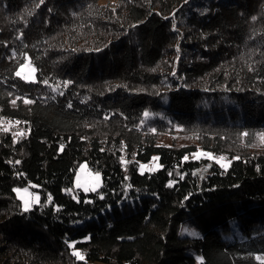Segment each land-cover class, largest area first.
<instances>
[{
  "label": "trees",
  "instance_id": "1",
  "mask_svg": "<svg viewBox=\"0 0 264 264\" xmlns=\"http://www.w3.org/2000/svg\"><path fill=\"white\" fill-rule=\"evenodd\" d=\"M0 120V264H264V0H0Z\"/></svg>",
  "mask_w": 264,
  "mask_h": 264
},
{
  "label": "rangeland",
  "instance_id": "2",
  "mask_svg": "<svg viewBox=\"0 0 264 264\" xmlns=\"http://www.w3.org/2000/svg\"><path fill=\"white\" fill-rule=\"evenodd\" d=\"M22 64L25 65V67L23 68V71H24L23 75L20 76V78H22L23 80H26V81L35 80V68L31 64V62L29 61V57L27 55L25 56V60L17 67L16 72H19L21 70L20 67ZM24 77H29V79H25ZM0 130L11 131L12 133H14V135L21 133V129L19 127H17L15 123H13L12 121H7V120H0ZM175 134H177V136H175V139L180 141V139L182 138L181 135H179V133H175ZM167 136L170 137L169 135H167ZM168 140L169 139H167V138L165 139V141H168ZM199 155H201L200 151L199 152H193L191 154V157L196 158ZM208 156L212 157L216 161L220 160L222 158L221 156H213V155H208ZM224 163H228V160L224 159ZM158 166H159V164L157 161V156L154 155V156H152L150 161L140 162L139 166H138V170L140 172H145V171L146 172H152V171L156 170L158 168ZM222 168H226V167H222ZM97 172L100 174L99 171L90 169L85 161L78 163L76 166L75 172H74V176H73V187L77 188L76 187L77 175H79L80 182L82 184L83 183H88V184L96 183V175L95 174ZM99 184L101 185V174L99 176ZM36 186H37L36 184L31 183L29 185L15 187L14 191H15L16 196L18 198L20 197V195H24L26 198L32 199L34 196L39 197V193L35 190ZM16 189H20L21 192L18 193L16 191ZM24 189H27L28 191L25 193L23 191ZM80 189L83 190L82 188H80ZM21 205H22V201H21ZM181 231L184 232L183 228H181ZM89 264H107V263L95 261V262H89Z\"/></svg>",
  "mask_w": 264,
  "mask_h": 264
},
{
  "label": "snow or ice",
  "instance_id": "3",
  "mask_svg": "<svg viewBox=\"0 0 264 264\" xmlns=\"http://www.w3.org/2000/svg\"><path fill=\"white\" fill-rule=\"evenodd\" d=\"M43 2H44V0H41V3H43ZM174 27H175V26H174ZM24 67H25V65L22 64L21 67H20L21 70H20L19 72H16V76L20 77V76L23 75V72H24V71H23V68H24ZM173 75H175V73H173ZM24 78H25V79H29V77H24ZM44 83L47 84L48 82H47V81H44ZM68 83H70V82H65V86H67ZM58 90H59V86H57V88L53 89V92H56V91H58ZM60 94L63 95L62 92H61ZM33 102H34V101H29V100H25V101H24L25 104L33 103ZM13 103H15V101H13ZM67 106H68L69 108H71V107H72V104L69 103ZM144 114H145V116L148 115L147 112H145ZM184 159L187 160L188 157L185 156ZM224 159H225V158L222 157L220 160H217L216 163L220 164L221 167H227L228 164H230V161H229L228 163H224ZM16 163L18 164V163H20V162H19V161H16ZM95 175H96V183H93V184H88V183H83V184H82V183L80 182L79 175H77L76 187H77V188H82L83 191H84V193H88V192H96V191H97V188L100 186V184H99V176H100V174L97 172ZM169 186H171V183L169 184ZM16 191H17L18 193L21 192L20 189H16ZM23 191L26 193L28 190H27V189H24ZM100 198L103 199L104 196L101 194V195H100ZM19 199L22 201V210H23V212H28V211L31 209V207H32L33 204L39 203V197H38V196H34L32 199H28V198H26L24 195H20ZM48 199H49V201H51L52 197L49 196ZM89 202H91V201H89ZM183 231H184V232H187V233H188L190 236H192V237H197V236L199 235V234H198L196 231H194V230L189 232L187 229H183ZM88 238H89V237H86L85 239H88ZM72 255H73L74 257H76L78 260H83V259H84V257L81 255L80 252H72ZM256 259L261 260V261H264V257H256ZM201 264H203V262H201Z\"/></svg>",
  "mask_w": 264,
  "mask_h": 264
}]
</instances>
